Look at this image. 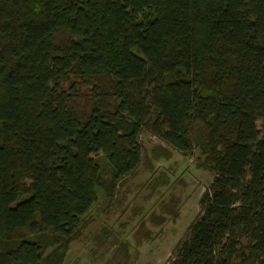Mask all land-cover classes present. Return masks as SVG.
<instances>
[{"label":"trees","instance_id":"trees-1","mask_svg":"<svg viewBox=\"0 0 264 264\" xmlns=\"http://www.w3.org/2000/svg\"><path fill=\"white\" fill-rule=\"evenodd\" d=\"M143 132L214 176L176 264H264V0H0V264H64Z\"/></svg>","mask_w":264,"mask_h":264},{"label":"rangeland","instance_id":"rangeland-1","mask_svg":"<svg viewBox=\"0 0 264 264\" xmlns=\"http://www.w3.org/2000/svg\"><path fill=\"white\" fill-rule=\"evenodd\" d=\"M140 143V166L110 197L97 189L99 200L84 217L64 264H176L214 176L197 156H185L148 132Z\"/></svg>","mask_w":264,"mask_h":264}]
</instances>
